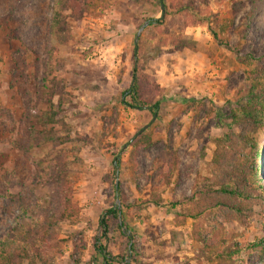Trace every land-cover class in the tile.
<instances>
[{
  "label": "rangeland",
  "instance_id": "obj_1",
  "mask_svg": "<svg viewBox=\"0 0 264 264\" xmlns=\"http://www.w3.org/2000/svg\"><path fill=\"white\" fill-rule=\"evenodd\" d=\"M65 1L0 0V264H41L45 243L49 264H103L96 238L112 264H198V223L208 237L263 240L259 206L245 223L190 215L192 195L210 185L216 141L246 113L264 117V0H193L194 9L165 0L162 24L149 23L136 46L139 27L164 15L160 0H89L77 17L64 10L69 29L56 37L51 14ZM133 67L142 101L160 100L138 136L153 113L122 103ZM144 132L153 144L135 148ZM251 135L264 145L261 128ZM257 169L264 199V152ZM61 177L80 211L44 233ZM114 205L105 238L99 219ZM238 259L264 264L244 251Z\"/></svg>",
  "mask_w": 264,
  "mask_h": 264
},
{
  "label": "trees",
  "instance_id": "obj_2",
  "mask_svg": "<svg viewBox=\"0 0 264 264\" xmlns=\"http://www.w3.org/2000/svg\"><path fill=\"white\" fill-rule=\"evenodd\" d=\"M165 7V12L162 18L152 19L151 24L160 25L165 19L167 13V4L162 0ZM251 4H256L261 0H249ZM89 0H66L64 7H54L51 19L50 28L53 35L60 37L69 29L68 15L63 12L65 9L70 10L73 17H77L88 4ZM87 3V4H86ZM195 2L186 0L185 7L194 9ZM217 23V20H215ZM217 26V27H216ZM211 27V33L216 40H219V32L224 33L225 25H216ZM187 37L181 35L178 41L171 42L177 48L185 46ZM140 46V45H139ZM139 48V47H138ZM157 55H152L150 58H155ZM133 74L136 73V67H133ZM140 78L135 75L134 84L123 92L124 98L122 103L130 107L149 106L153 114L160 106V100L151 104H147L140 98ZM240 129L229 131L216 141L214 151V171L210 180V185L199 191H196L191 197L194 203V212L191 213L193 219L212 220V211L221 216L223 220H236L245 223L253 213L255 206H259L264 210V199L260 189V177L257 165L262 162L264 145L255 147V142L251 134L261 128L264 131V117L252 113H246L239 121ZM153 144L150 137L144 132L134 143L135 148L149 147ZM256 148L252 158L246 155L249 148ZM118 162V158H117ZM58 195V211L52 212L44 217L42 222L43 231L49 230L51 226L57 223L58 220L67 218L75 219L80 211L78 203L73 199L72 185L69 179L61 177L57 187ZM151 202L155 205L160 204V199H152ZM120 209L114 205L105 209L99 219V225L102 229L103 237H107L112 222L117 219V214ZM203 224L198 223L194 228V238L198 243L196 256L198 264H202L200 259L205 257L207 261L212 262L217 259L215 264H236L239 254L244 251L246 256L253 253L260 259L264 256V239L239 244L232 238L208 237L203 232ZM48 239V237H43ZM94 243L95 249L102 255L103 264H112L114 256L105 248ZM1 243V239H0ZM49 243L35 249L36 259L41 264H49L51 257L48 249ZM242 264H246L244 259L240 260ZM119 264H122L119 262ZM130 264V263H125Z\"/></svg>",
  "mask_w": 264,
  "mask_h": 264
},
{
  "label": "water",
  "instance_id": "obj_3",
  "mask_svg": "<svg viewBox=\"0 0 264 264\" xmlns=\"http://www.w3.org/2000/svg\"><path fill=\"white\" fill-rule=\"evenodd\" d=\"M160 7H161V13H162V15H163L164 12H165V7H164V3H163L162 0H160ZM151 20H152V19H151ZM149 23H150V20H146V21H145V22L139 27V29H138V31H137V34H136V36H135V39H134L135 46L137 45L138 37H139L141 31H142V30H143V29H144ZM136 51H137V48L135 47V61H136ZM133 82H134V78L132 79V84H133ZM143 108L148 109L149 106H143ZM155 118H156V112L153 114V117H152L151 121H150L149 123L145 124V125H144V126H143V127L137 132L136 136H138L141 132H143L145 129H147L148 126L150 125V123H151ZM116 161H117V159L114 160V164H116ZM115 187L117 188V182L115 183Z\"/></svg>",
  "mask_w": 264,
  "mask_h": 264
}]
</instances>
